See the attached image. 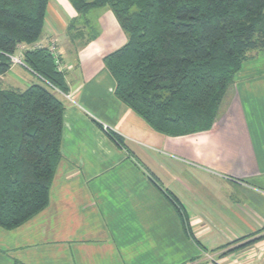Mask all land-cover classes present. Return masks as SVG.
Instances as JSON below:
<instances>
[{"label": "crops", "instance_id": "obj_1", "mask_svg": "<svg viewBox=\"0 0 264 264\" xmlns=\"http://www.w3.org/2000/svg\"><path fill=\"white\" fill-rule=\"evenodd\" d=\"M95 10L48 2L35 45L54 42L71 98L58 97L61 158L47 207L0 228V264H264V51L247 54L208 132L166 137L114 96L103 58L127 36ZM13 67L0 81L38 84L23 66L14 84Z\"/></svg>", "mask_w": 264, "mask_h": 264}, {"label": "trees", "instance_id": "obj_2", "mask_svg": "<svg viewBox=\"0 0 264 264\" xmlns=\"http://www.w3.org/2000/svg\"><path fill=\"white\" fill-rule=\"evenodd\" d=\"M68 1L78 15L111 12L127 36L103 58L114 96L166 137L208 132L247 54L264 51V0ZM48 2L0 0V75L18 51L39 80L0 90V228L7 231L47 207L61 158L65 106L54 89L68 90L48 48L35 47ZM105 133L124 148L121 136Z\"/></svg>", "mask_w": 264, "mask_h": 264}, {"label": "built area", "instance_id": "obj_3", "mask_svg": "<svg viewBox=\"0 0 264 264\" xmlns=\"http://www.w3.org/2000/svg\"><path fill=\"white\" fill-rule=\"evenodd\" d=\"M35 47H42L40 45H35ZM25 46H20L19 49L22 52V50H24ZM49 52L53 55L54 59H55V63L58 66V69H61V64H60V60H59V56L58 53L56 51V47L54 42H51L48 46H47ZM11 61H12V65H20L22 66V59H21V54H19L17 57H10ZM54 92L58 95H60L62 98H65L67 100H71L70 95L68 94H62L61 92H59L57 89H54Z\"/></svg>", "mask_w": 264, "mask_h": 264}, {"label": "rangeland", "instance_id": "obj_4", "mask_svg": "<svg viewBox=\"0 0 264 264\" xmlns=\"http://www.w3.org/2000/svg\"><path fill=\"white\" fill-rule=\"evenodd\" d=\"M94 11H96V12H94V14L95 13H97L98 12V10H94ZM94 14H88V17H93L94 16ZM15 56H17V52L15 53ZM14 71L11 73V75L13 76V79H14V84H16L17 83V69H21L20 68V66H18V65H14ZM24 71V70H23ZM10 75V76H11ZM37 81V80H36ZM9 86H12V85H9ZM9 86H7L6 84H5V82H4V80H1L0 81V89H8V88H10V89H16L17 90V84L16 85H13V87H9ZM57 97H61L60 95H58L57 94ZM63 99H65V98H63ZM264 238V237H263Z\"/></svg>", "mask_w": 264, "mask_h": 264}]
</instances>
